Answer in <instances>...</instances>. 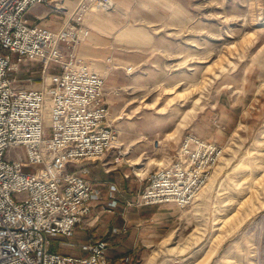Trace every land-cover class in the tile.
<instances>
[{
  "label": "rangeland",
  "instance_id": "374dc122",
  "mask_svg": "<svg viewBox=\"0 0 264 264\" xmlns=\"http://www.w3.org/2000/svg\"><path fill=\"white\" fill-rule=\"evenodd\" d=\"M186 5L184 17L165 15L145 28L132 22L116 35L132 44L122 62L134 68L121 79L102 77L120 147L119 160L106 167L126 174V193L136 195L186 131L214 142L220 107L238 106L234 128L218 135V176L184 206L158 204L155 216L165 220V230L143 264L157 255L153 264H264V0ZM3 53L15 62L8 74L20 85H41V61ZM59 237L51 238L56 250L83 253L77 245L64 248Z\"/></svg>",
  "mask_w": 264,
  "mask_h": 264
},
{
  "label": "built area",
  "instance_id": "2783aa9c",
  "mask_svg": "<svg viewBox=\"0 0 264 264\" xmlns=\"http://www.w3.org/2000/svg\"><path fill=\"white\" fill-rule=\"evenodd\" d=\"M37 4L63 13V26L31 22L27 13ZM93 7L110 9L112 0H77L71 8L63 0H0V264H110L105 239L86 245V255L51 248L53 236H71L77 224L87 223L100 199L82 175L87 163L98 160L109 170L120 155L102 76L76 53ZM4 51L41 61V85L23 86L9 75L16 64ZM222 151L186 131L130 204L190 203ZM78 162V169H68Z\"/></svg>",
  "mask_w": 264,
  "mask_h": 264
},
{
  "label": "crops",
  "instance_id": "0c3cea01",
  "mask_svg": "<svg viewBox=\"0 0 264 264\" xmlns=\"http://www.w3.org/2000/svg\"><path fill=\"white\" fill-rule=\"evenodd\" d=\"M76 1L63 0V3L71 8ZM188 1L116 0L115 2L112 0L110 9L93 7L84 17L86 33L77 46V57L86 62L90 69L100 74L103 79L109 75L121 79L130 73L126 71L130 62L127 65L122 62L125 59L123 49L132 44L128 38L116 40V35L129 26L136 25L132 22L136 23L137 21L138 27H144L143 25H149L152 22L159 24L158 21L165 15L172 19L177 16L184 17V14L188 12L186 5ZM28 12L34 15L31 22H40L54 30L61 28L63 18L66 19L63 13L40 4L32 6ZM173 13L176 16H173ZM136 43L138 45L145 44V42ZM104 98L108 105L105 92ZM220 112L218 127L214 132L216 137L214 142L219 145L222 144V139L218 138V135L226 133L228 130L231 131L237 123L238 106L227 107L223 104L220 107ZM80 164L82 163H70L68 169L76 170ZM87 165L88 172L82 175L99 190L100 199L91 208L90 214L85 220L87 223L77 224L71 236L58 234L60 236L57 239L58 244H64V248L80 246L82 254H78L76 250L68 253L86 255V245L97 239H105L107 241L106 255L110 259V264H143L147 257L152 256L151 252L154 249L149 251V246L156 241L161 231L165 230L162 227L166 222L160 223L165 220L155 216L158 204L143 205L144 207L130 204L136 195L126 193L125 182H128V179L125 178L126 174L123 173L124 177L121 172L106 170L101 161H91ZM113 207L115 208L113 209ZM171 234L169 232L167 235ZM167 235L165 238H168ZM52 244L51 240V248ZM55 251L60 252L56 249Z\"/></svg>",
  "mask_w": 264,
  "mask_h": 264
},
{
  "label": "bare ground",
  "instance_id": "6f19581e",
  "mask_svg": "<svg viewBox=\"0 0 264 264\" xmlns=\"http://www.w3.org/2000/svg\"><path fill=\"white\" fill-rule=\"evenodd\" d=\"M185 118H186V115H185ZM184 121V119H182V121L181 122H179L178 124H177V126H176V128H175V131L173 132V133H169L168 135H171V136H173L175 133H176V131H177V129L182 125V124H184L185 123V121ZM183 122V123H182ZM221 157H219L220 159H219V162L217 163V165L215 166V168H214V170L212 171V173H211V175H210V177H209V180H208V184H210L211 182H213L214 181V179L218 176V173H219V171H220V169H221V167H222V163H221V159H222V153H221V155H220ZM138 157H140V156H138ZM141 158V157H140ZM137 161V160H136ZM197 194V193H196ZM196 196V195H195ZM195 198V197H194Z\"/></svg>",
  "mask_w": 264,
  "mask_h": 264
},
{
  "label": "trees",
  "instance_id": "16d2710c",
  "mask_svg": "<svg viewBox=\"0 0 264 264\" xmlns=\"http://www.w3.org/2000/svg\"><path fill=\"white\" fill-rule=\"evenodd\" d=\"M52 249L55 250L56 248L52 246Z\"/></svg>",
  "mask_w": 264,
  "mask_h": 264
}]
</instances>
